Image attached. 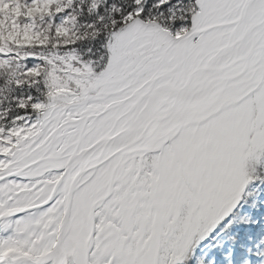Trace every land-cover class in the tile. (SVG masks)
<instances>
[{"label":"snow or ice","instance_id":"obj_1","mask_svg":"<svg viewBox=\"0 0 264 264\" xmlns=\"http://www.w3.org/2000/svg\"><path fill=\"white\" fill-rule=\"evenodd\" d=\"M0 264H264V0H0Z\"/></svg>","mask_w":264,"mask_h":264},{"label":"trees","instance_id":"obj_2","mask_svg":"<svg viewBox=\"0 0 264 264\" xmlns=\"http://www.w3.org/2000/svg\"><path fill=\"white\" fill-rule=\"evenodd\" d=\"M248 230V226L246 225H238L237 228L234 231L239 232L240 234V240L237 243V248L239 249V244L245 240V233ZM232 244V241L225 239V247L227 248L229 245Z\"/></svg>","mask_w":264,"mask_h":264}]
</instances>
